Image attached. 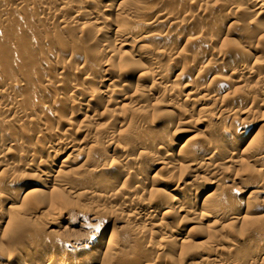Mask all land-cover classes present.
Instances as JSON below:
<instances>
[{
	"label": "bare ground",
	"instance_id": "1",
	"mask_svg": "<svg viewBox=\"0 0 264 264\" xmlns=\"http://www.w3.org/2000/svg\"><path fill=\"white\" fill-rule=\"evenodd\" d=\"M0 264H264V0H0Z\"/></svg>",
	"mask_w": 264,
	"mask_h": 264
},
{
	"label": "rangeland",
	"instance_id": "2",
	"mask_svg": "<svg viewBox=\"0 0 264 264\" xmlns=\"http://www.w3.org/2000/svg\"><path fill=\"white\" fill-rule=\"evenodd\" d=\"M258 57H259V54H258ZM183 134V131L181 130V132H179L178 134H177V136L178 135H180V134ZM194 135V133H186V137H191V136H193ZM153 172H154V170H153ZM204 175H206V176H208L207 178H210V174H204ZM205 176V177H206ZM228 182H230V181H228ZM205 190H203L202 191V193L203 194H207L209 191H205ZM247 195V194H246ZM245 195V196H246ZM257 201H259V200H257ZM77 216H74L73 218H67V215L65 216V219H67V220H60V219H58L59 221H58V223H57V227H56V229L59 231V232H61V233H65L66 231H67V229L68 228H72L70 225H69V223L71 224V223H75V221L77 220V218H76ZM200 226H202V223L201 224H199L198 225V227L197 228H195L194 230H195V232H196V230H198L199 229V233H200ZM68 227V228H67ZM115 227V226H114ZM117 227V226H116ZM115 227V228H116ZM202 227H205V225H203ZM208 227V226H207ZM76 229H78L77 227H76ZM115 231V229L114 228H112V230L111 229H109L105 234L106 235H110L111 233H113ZM67 232H69V231H67ZM77 232H80L81 233V230L80 231H77ZM194 232V233H195ZM194 233L193 232H191V235H190V237H189V240H190V242L192 241L194 244L195 243H197L198 241H201V240H204L203 239V237H201V239L199 238V239H197L196 237H195V235H194ZM197 233H198V231H197ZM66 234H68V233H66ZM66 234H64V235H66ZM45 244H47V241L46 242H44Z\"/></svg>",
	"mask_w": 264,
	"mask_h": 264
}]
</instances>
